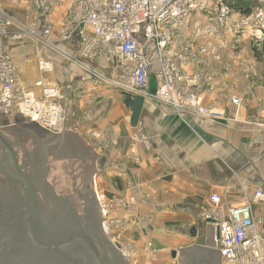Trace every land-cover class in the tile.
<instances>
[{
    "label": "crops",
    "instance_id": "1",
    "mask_svg": "<svg viewBox=\"0 0 264 264\" xmlns=\"http://www.w3.org/2000/svg\"><path fill=\"white\" fill-rule=\"evenodd\" d=\"M34 3L0 0V7L13 18L5 46L18 72L27 61L38 70L41 58L54 60L53 73H38L58 85L69 126L87 137L98 154L99 172L93 178L98 191L127 205L117 216L125 220L124 241L136 244L132 263L174 264V253L202 240L215 243V226L204 217L213 207L212 197L220 196V206L228 214L230 208L253 200L256 190H264V72L251 70L255 84L251 88L246 77L249 68L223 74L209 67L216 81L202 102L224 110L226 120L180 116L167 105L145 99L141 122L134 128L129 104L139 95L85 85L107 63L85 59L78 34L63 39L71 1ZM24 28L35 30L39 37L25 34L14 39ZM38 40L45 46L42 51ZM232 97L241 99L242 106L236 107ZM64 127L65 122L58 132ZM139 130L146 140L133 155V138ZM93 132L101 133L103 140L92 137ZM253 210L257 218L264 217V203L254 202ZM148 244L155 248L154 254L147 252Z\"/></svg>",
    "mask_w": 264,
    "mask_h": 264
},
{
    "label": "built area",
    "instance_id": "2",
    "mask_svg": "<svg viewBox=\"0 0 264 264\" xmlns=\"http://www.w3.org/2000/svg\"><path fill=\"white\" fill-rule=\"evenodd\" d=\"M69 1L63 39L70 40L78 34L83 57L107 60L116 69L115 79L124 91L167 105L180 116L188 113L215 121L227 119L224 110L202 102L203 94L214 89L216 81L207 69L209 56H217L213 42H220L218 49H224V37L230 35L238 43L247 36L256 47L264 45V0ZM203 18L205 24L201 22ZM11 26L12 19L0 7V138L4 132L22 127L26 115H34L39 128L53 131L58 118L65 113L64 95L58 85L47 79L38 81L37 89L22 83L17 65L5 46ZM26 30L16 33L14 39H22L25 34L39 37L35 30ZM54 69L52 58L40 59V74H51ZM96 75L97 86L105 78ZM231 102L238 108L243 104L237 97H232ZM140 133L139 130L133 138V155L146 140ZM92 137L103 140L98 132H93ZM96 194L106 214V236L121 244L122 255L131 260L136 246L113 236L115 228L124 226V219L109 218L111 211L121 209L125 202L110 201L100 191ZM254 194L253 200L230 208L228 214L220 206V196L211 199L213 207L204 217L215 226V238L217 229L220 231L221 264H264V217L257 218L253 210L254 202L264 203V190H256ZM146 250H151L150 254L156 252L152 244Z\"/></svg>",
    "mask_w": 264,
    "mask_h": 264
},
{
    "label": "water",
    "instance_id": "3",
    "mask_svg": "<svg viewBox=\"0 0 264 264\" xmlns=\"http://www.w3.org/2000/svg\"><path fill=\"white\" fill-rule=\"evenodd\" d=\"M145 101L137 96L129 104L134 128L141 122ZM22 123L20 136L0 138V264H133L122 255L121 244L106 236V214L96 193L97 209L88 202L79 212L72 200L56 194L53 174L48 178L51 184L47 181L50 166H62L57 171L61 176L57 189L72 195L63 167L83 162L95 189L98 154L65 127L58 134L41 129L34 115L24 116ZM63 158L67 159L58 160ZM79 168L76 173L82 175L84 170ZM219 239L217 229L215 243L202 240L181 250L180 264H221Z\"/></svg>",
    "mask_w": 264,
    "mask_h": 264
},
{
    "label": "rangeland",
    "instance_id": "4",
    "mask_svg": "<svg viewBox=\"0 0 264 264\" xmlns=\"http://www.w3.org/2000/svg\"><path fill=\"white\" fill-rule=\"evenodd\" d=\"M34 2H35V0H34ZM33 4H35V3H33ZM8 7H11V4L8 5ZM34 7L35 6H33V8ZM6 14H9V13L6 12ZM10 17H11L10 19H13L12 16H10ZM37 17H39V16L37 15ZM201 22H202V24H205L207 21L205 18H203ZM224 40H225V42H223L224 43L223 45H226V47H224V49H221V50L218 49V45L221 43L220 42H213V40H212L213 45L216 46L215 55H217L219 58L217 59L216 58L217 56L214 57L212 54L209 56V58H208L209 64L207 65L208 70L210 67L212 72L218 71V72L224 74L225 72L229 71L230 69H233V68H237V69L241 68L242 69V67H244V70L249 68L252 71L254 70V71H263L264 72V45H262V46L260 45L261 47L260 46L256 47L255 44L252 43V40L247 38V36L242 37L239 40V43H238L237 39H233L232 37H230V35H226V37H224ZM209 41H211V40H209ZM43 43H44V41H43ZM39 45H40V49L42 51L43 48L45 47L42 44V40H40L38 42V46ZM16 58H18V56H16ZM101 60L104 63H107V64L103 65V68L100 72V74H104L105 80L103 81L102 84H98L96 86L94 83L95 79L93 76L92 79H89V81L87 80L85 82V85L88 84L90 86H95V88H99V87L102 88L103 86H105L104 88H107L108 90L114 88V89H117L116 90V92H118L117 94H119L120 91H124L122 89H119L118 80L115 79L118 75L116 72V69L111 64H109V62L107 60H105L103 58ZM108 65L112 66V68L111 69L107 68L106 66H108ZM211 65H212V67H211ZM116 66H117V64H116ZM31 67L32 66H31L30 61L25 62L21 68V71L18 72V75L22 79L21 81L23 84H26L30 89H37L36 83L38 81H40L42 78L39 75L36 66H35V68H31ZM252 71L249 72V70H248V72L246 73L247 80L250 82H252L251 81V79H252L251 77L253 75V74H251ZM50 79H51V77H49V81H50ZM252 84H254V83L252 82L250 85H252ZM153 88L155 89V85H153ZM111 91H113V90H111ZM65 113L67 115L66 108H65ZM63 119H64V116H63ZM63 119L61 122H62V124H64V122H65V125H66L65 130L69 133H75L76 132V134L79 137H81L82 141L88 147H90L87 143V141H88L87 137H84V136L78 134L77 131L75 129H73V127L69 126V124L71 123L70 122L71 120H69L70 119L69 114H68V117L65 116L64 122H63ZM19 127H15V128H12L11 130L4 132V134H2V136H3L2 138H8L11 136H20L22 133V127L23 126L20 128ZM58 129H60V128H58ZM58 129L54 130L53 132H58ZM73 130H75V132ZM58 133H60V132H58ZM95 191H98L97 183H95ZM100 192H102V191H100ZM102 194H103V192H102ZM110 201H112V200H110ZM126 207H127V205L125 203V206H123L121 209H119V210L115 209V210L111 211L109 218L112 220L113 219L114 220H122V218L120 216L119 217L117 216V211H122V209H126ZM123 227L124 226H122V227L119 226L118 228H115L116 231L113 233V236L116 238H119L118 236H120L121 238H119V239H120V241L122 240V242L124 241V239H126V235H128V234H126ZM130 244H133L134 246H136V244H134L132 242ZM153 250H155V248H153ZM147 252H149V254H150L151 250H149ZM180 263H181V260L179 258V253L177 252L174 264H180Z\"/></svg>",
    "mask_w": 264,
    "mask_h": 264
},
{
    "label": "flooded vegetation",
    "instance_id": "5",
    "mask_svg": "<svg viewBox=\"0 0 264 264\" xmlns=\"http://www.w3.org/2000/svg\"><path fill=\"white\" fill-rule=\"evenodd\" d=\"M20 148L23 149L22 146H20ZM12 148H10L11 151ZM13 154V153H12ZM67 158H63V159H58V160H66ZM69 159H74V158H69ZM58 160H54V161H58ZM82 165H74L73 166H68V164H65V166L63 167L65 169V174L67 175V178L69 179V182H71V193L73 192L72 195H70L69 192L67 191H63L60 190L58 191L59 188H61L59 185L61 184V176H59L60 174H58L57 171L61 170L62 166H57L54 164V166H50V170L48 172V176H47V181L48 178L50 176V174H53V178L51 180V182L53 184H56L57 187L54 185V190L56 192V194L58 196H63V197H67L68 199L72 200V203L77 207L79 212H83L85 210V206L86 203H90V205L92 206V209L95 210L97 209L96 207V199H95V189H94V184L92 183L93 180L92 178L89 176L88 172H85V169L88 170L87 168V163H83L81 162ZM79 167H81L84 171L83 174H78L76 173L78 171V169H80ZM52 171H55L54 173ZM84 173H86L84 176ZM49 184L50 180L48 181ZM53 186V185H52ZM58 188V189H57ZM41 193V192H40ZM66 193L68 195H66ZM70 195V196H69ZM75 200V202H73ZM44 202H47L46 200H44ZM81 210V211H80ZM97 212V211H96ZM98 215V214H97Z\"/></svg>",
    "mask_w": 264,
    "mask_h": 264
},
{
    "label": "bare ground",
    "instance_id": "6",
    "mask_svg": "<svg viewBox=\"0 0 264 264\" xmlns=\"http://www.w3.org/2000/svg\"><path fill=\"white\" fill-rule=\"evenodd\" d=\"M64 114H65V113H64ZM64 114H61L60 117L58 118V120H57V124H58V125H57V127H56L54 130H57L58 126H59L60 124H62L61 121H62V119H63ZM54 130H53V131H54Z\"/></svg>",
    "mask_w": 264,
    "mask_h": 264
}]
</instances>
